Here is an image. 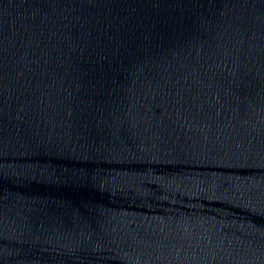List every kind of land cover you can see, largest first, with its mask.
Masks as SVG:
<instances>
[{
    "label": "water",
    "instance_id": "95a60500",
    "mask_svg": "<svg viewBox=\"0 0 264 264\" xmlns=\"http://www.w3.org/2000/svg\"><path fill=\"white\" fill-rule=\"evenodd\" d=\"M0 264H264V0H0Z\"/></svg>",
    "mask_w": 264,
    "mask_h": 264
}]
</instances>
